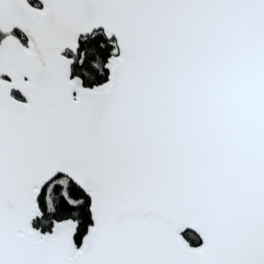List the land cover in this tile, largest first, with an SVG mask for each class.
Returning <instances> with one entry per match:
<instances>
[{"label": "snow or ice", "instance_id": "snow-or-ice-1", "mask_svg": "<svg viewBox=\"0 0 264 264\" xmlns=\"http://www.w3.org/2000/svg\"><path fill=\"white\" fill-rule=\"evenodd\" d=\"M0 264H264V0H0Z\"/></svg>", "mask_w": 264, "mask_h": 264}]
</instances>
